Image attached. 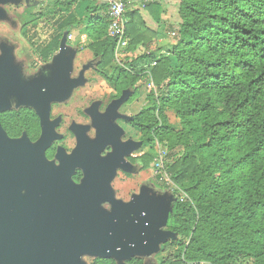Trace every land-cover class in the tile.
Masks as SVG:
<instances>
[{
	"label": "trees",
	"instance_id": "obj_1",
	"mask_svg": "<svg viewBox=\"0 0 264 264\" xmlns=\"http://www.w3.org/2000/svg\"><path fill=\"white\" fill-rule=\"evenodd\" d=\"M79 2L49 3L56 9L55 32L43 49L58 50L63 31L68 40L86 24L94 66L118 96L128 94L133 102L143 79L154 85L157 96L148 98L154 105L132 124L145 142L168 149L174 195L188 196L177 199L170 226L177 239L167 248L178 255L162 264H264V0H180L175 39L157 48L153 44L167 36L150 29L140 9L128 7L133 57L124 60L127 69L116 63L106 7L92 2L84 21L73 11ZM162 6L156 0L144 9L159 25ZM154 161V154L132 160L144 169Z\"/></svg>",
	"mask_w": 264,
	"mask_h": 264
},
{
	"label": "flooded vegetation",
	"instance_id": "obj_2",
	"mask_svg": "<svg viewBox=\"0 0 264 264\" xmlns=\"http://www.w3.org/2000/svg\"><path fill=\"white\" fill-rule=\"evenodd\" d=\"M65 32H62L64 38L60 48L66 42ZM23 37L32 42L27 35ZM43 48L4 51L0 60V246L14 250L9 262L4 251L0 264H22L20 247L24 233L58 231L59 228L48 225L49 219L63 218L66 223V201L75 209L85 196L89 170L83 163L72 162L80 149L81 139L90 147L98 144L100 135L108 141L89 167L96 168L113 158L104 196L97 197L103 188L101 180L89 188L88 196L98 198L94 220L113 217L119 208L135 204L121 205L116 199L115 179L125 167L139 166L141 171L151 168L144 169L141 164L132 162L143 155L132 158L133 145L127 133L128 129L138 130L132 120L142 110L138 113L131 110L133 102L127 101L128 94L120 97L114 88L115 98H124L126 106L119 109L115 103L101 115L91 108V118H88L84 105H80L83 97L80 98L77 91L71 93L84 87V78L88 76L98 80L104 78L106 84H110L95 68L94 54L89 50L92 55L90 68L84 65L69 68L66 56L61 55L56 60L55 53L60 48L55 51ZM71 84L73 86H69ZM158 176L157 173L155 181L163 192L165 183L158 180ZM111 205L113 212L109 214L105 208ZM135 205L145 210L152 207L144 203ZM105 259L116 264L111 257L98 256L93 264ZM32 264H66V258L64 254L50 257L49 253H42Z\"/></svg>",
	"mask_w": 264,
	"mask_h": 264
},
{
	"label": "rangeland",
	"instance_id": "obj_3",
	"mask_svg": "<svg viewBox=\"0 0 264 264\" xmlns=\"http://www.w3.org/2000/svg\"><path fill=\"white\" fill-rule=\"evenodd\" d=\"M57 1L61 0H0V60L4 51L17 50L25 52L27 50H40L49 42L55 32L53 15L56 13V9L49 3ZM157 1H160L163 5L162 12L165 11L163 14L165 19L162 20L161 26L157 28L161 29L162 34L166 35L167 38L161 43L153 44V48L174 41L175 37L172 36V32L176 30V27L181 22L179 15L180 0ZM92 2L94 1L80 0V11L84 13V8L92 6ZM28 3H32V7L27 6ZM129 7H132V4H130ZM141 10L142 15L149 24L153 23V21L155 22L148 11ZM41 13L47 14L48 16H41ZM156 25L157 24H153V27H156ZM77 33L78 32L75 31L73 37L76 36ZM23 35H27L32 42L26 41ZM143 52L144 49L142 48L137 54L140 55ZM61 55H63V58L66 56V61L69 62L67 63L69 68L76 67L77 65H84L88 69L92 66L91 52L85 47L84 43L77 46L75 42H63L60 51L55 53L56 60H58ZM84 81V87L75 89L71 91V93L74 94V92L77 91L80 98L83 97V103L80 105H84L85 113L88 118H91V108H93L97 114L101 115L115 103L118 104L119 109L125 104L123 102L124 98H115L116 93L114 92V87L110 84H106L104 78L98 80L88 76L84 78ZM138 86L139 90L137 97L131 105V110L135 113L152 107L154 103H151L148 98L152 94L157 96V91H155L148 80L143 79ZM167 115L171 124H179V120L172 112H168ZM119 118H123V116ZM128 130L129 133L127 134H129V141H131L133 145L131 153L132 158H137L145 154H154L155 159H159L162 155L164 161L166 160L169 153L168 149L164 147L163 144L156 141L155 145L152 146V144H148L142 139V135L138 130ZM157 173L153 164L151 168L146 171H141L139 166L129 165L125 167L123 173H119L116 176L115 190L117 191L116 199H118L119 204L131 205L135 203L140 205L144 203L146 205H154L152 207H156V210L162 209L159 214L154 212V217L159 224L157 233L155 234V239L158 241L157 245L151 249H136L130 252L127 258L110 255L109 257L114 259L116 264H128L132 259H140L143 261V264H162L169 257L178 255L177 248H167L168 244L177 239L176 235L171 232L170 226L174 216L176 198H178V196L176 197L174 195L175 188L169 182L165 183L164 181V190L163 192L161 191L159 188L160 186L158 187L155 181ZM105 210L109 212V214H112L113 206L111 205L109 208H105ZM96 258L97 256L82 254L76 260L75 264H93Z\"/></svg>",
	"mask_w": 264,
	"mask_h": 264
},
{
	"label": "water",
	"instance_id": "obj_4",
	"mask_svg": "<svg viewBox=\"0 0 264 264\" xmlns=\"http://www.w3.org/2000/svg\"><path fill=\"white\" fill-rule=\"evenodd\" d=\"M69 86H73V84ZM107 144L108 141L104 135H100L98 144L91 147L86 146L84 140L81 139L80 149L72 162L83 163L89 170L90 180L84 192L85 196L81 198L75 209H72L70 201H66V223L63 218L49 219L48 225L55 226L60 230L58 229L56 232H34L33 235L32 233H24L25 238L21 240L20 247L22 264H32V261L35 263L42 253H49L50 257L63 256L64 254L66 264H73L82 254L98 257L117 255L127 258L129 253L136 249H151L157 245L158 241L155 239V234L159 224L154 217L156 207L145 210L134 204L119 208L113 217L103 216L94 220L96 202L105 194V185L110 179L113 158L105 160L96 168L89 166L94 157L98 156ZM98 180L102 181V191L97 199L90 198L88 196L89 188L95 185ZM36 210L35 208L33 213H36ZM4 251H6L7 262H9L12 258L11 252L14 250L4 249L0 246L1 261Z\"/></svg>",
	"mask_w": 264,
	"mask_h": 264
},
{
	"label": "built area",
	"instance_id": "obj_5",
	"mask_svg": "<svg viewBox=\"0 0 264 264\" xmlns=\"http://www.w3.org/2000/svg\"><path fill=\"white\" fill-rule=\"evenodd\" d=\"M90 1H94L106 7L105 14L109 21L108 34L111 38H113L116 41V50H115L116 63H118L121 67L127 69L124 65V60L133 57L132 54L128 53V47H129V38L127 37L128 7L131 3L134 2L135 4H139L137 6L140 9L144 10L148 4L153 3L156 0H90ZM126 1L128 2L126 3ZM172 36L175 37L176 34L172 33ZM156 65L157 63H154V66ZM151 85L155 89L152 83ZM153 167L158 172V175L161 176L162 181H166L172 184L169 174L167 173L166 170V163L162 158V155L160 156L159 159H155L153 163ZM177 199H180L181 202H185L188 200V196L180 190ZM183 264H193V263L183 262ZM195 264H211V263L201 262Z\"/></svg>",
	"mask_w": 264,
	"mask_h": 264
},
{
	"label": "crops",
	"instance_id": "obj_6",
	"mask_svg": "<svg viewBox=\"0 0 264 264\" xmlns=\"http://www.w3.org/2000/svg\"><path fill=\"white\" fill-rule=\"evenodd\" d=\"M131 4H132L133 7L140 9L139 7H137V5H136L134 2L131 3ZM134 5H136V6H134ZM87 8H88V7H85V8H84V13L81 12V11H80V3H78L77 5L74 6L73 11L79 16V18H80L81 20H84V21H85L86 10H87ZM140 10H141V9H140ZM141 11H142V10H141ZM141 14H142V12H141ZM142 16H143V15H142ZM143 18H144V16H143ZM164 19H165V17L162 16V20H164ZM144 20H145V18H144ZM145 22L147 23V25L149 26L150 29H152V30L155 31V32H158V34H162L161 29L157 28L158 26H161V24L159 25V24L155 23L154 21H153V23H151V24H149L146 20H145ZM153 24H157L156 27H153ZM86 27H87L86 24H84V25L82 26V28H81L79 31H76V32H78L77 35L73 37V35H74V33H75V32H74V33L70 36V41H71V42H75L77 46H79L80 44L84 43L85 47L88 49V45H89L90 42H89V40L87 39V35H86ZM66 42L68 43V40H67V39H66ZM161 42H163V40L158 41V43H161ZM78 44H79V45H78ZM66 45H68V44H66ZM88 50H89V49H88ZM89 52H90V51H89ZM135 57H136V56H135Z\"/></svg>",
	"mask_w": 264,
	"mask_h": 264
}]
</instances>
